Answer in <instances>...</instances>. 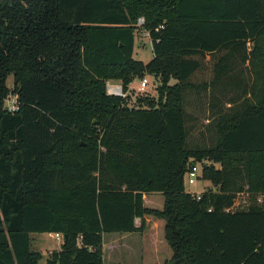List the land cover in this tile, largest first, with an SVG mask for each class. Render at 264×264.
I'll return each mask as SVG.
<instances>
[{"label":"trees","instance_id":"obj_1","mask_svg":"<svg viewBox=\"0 0 264 264\" xmlns=\"http://www.w3.org/2000/svg\"><path fill=\"white\" fill-rule=\"evenodd\" d=\"M146 75L159 95L131 105ZM197 162L213 184L199 198ZM148 217L165 221L164 264H264V0H0V264H41L42 232L63 236L45 264H104V233Z\"/></svg>","mask_w":264,"mask_h":264},{"label":"rangeland","instance_id":"obj_2","mask_svg":"<svg viewBox=\"0 0 264 264\" xmlns=\"http://www.w3.org/2000/svg\"><path fill=\"white\" fill-rule=\"evenodd\" d=\"M145 23V18L144 16L139 17L138 22H137V29H136V37H135V45H134V52H133V56L136 59H140L143 60L144 62H148L152 59L153 57V45H152V40L149 37V32L144 30L143 28V24ZM207 66V70L203 69L198 75L196 79H206L209 77V70H210V63L207 62L206 64ZM148 81L149 83L147 84V86L144 89H140V79L135 77L132 82L129 84V92L128 94H130L131 99H130V104L133 105L135 104V100L136 97L139 95H146V94H150L152 96H155L156 98L158 97V87L160 85V80L156 77H154L153 75H148ZM13 75H10L8 77V84L10 87L13 86ZM112 82V83H116V84H121L122 85V80L120 78H111L108 79L106 82ZM176 82L175 79H172L170 84H174ZM123 86V85H122ZM10 98V100H17V95L14 93H10V95L8 96V99ZM195 111L199 112V110L196 109L195 106ZM193 109V110H194ZM200 113V112H199ZM203 113L202 116L200 114L199 116V124L201 122H203ZM206 162V161H205ZM206 164H210V162H207ZM196 165H198L199 169L198 171L200 172V176H202V171L204 170L203 168V163L202 162H197ZM217 166H219L217 164ZM204 176V175H203ZM200 177L195 183L189 184L187 182H185V186L186 189L189 192H197V191H201V190H205V189H209L211 187H213V184L208 181L205 180L204 177ZM247 188V186L245 187ZM148 197H146L145 199V204L149 207H153V208H159L161 209L163 207L164 204V196L161 192H152L151 194H147ZM152 200H151V199ZM247 194L243 193V192H238L237 193V200H236V207H244L247 204ZM150 218H154V217H150ZM155 219V218H154ZM137 224H140V220L137 219ZM117 236L115 233H107L106 235V242H107V256L108 259L111 260L112 262H116L117 259L120 255L117 254V249L118 246L117 244V240L116 239H109L111 236ZM32 249L36 250V251H40L42 252L43 258L40 261L41 264H45L47 261L46 258V254H47V250L48 249H52V248H57L59 249L61 247V243L63 242V238L57 239L54 235V233H32ZM38 236L42 237L44 239L43 243H39V239ZM136 238H130L127 237L126 239H121L119 240L120 242H129L131 245L136 247V254L134 256V259L131 257V260H136V258H144L147 255V248L149 245V238L143 234V233H136L135 235ZM162 239L163 242H159L158 241V254L159 258L157 260H159V262L163 263L166 259L171 258L172 256V249L169 246V244L167 243L165 237H164V226L161 227V232H160V236H159V240ZM110 243H112L113 245H111ZM109 245V246H108ZM114 249V251H113ZM126 257H127V253ZM118 256V257H117ZM136 264H144V261L142 260V262H137Z\"/></svg>","mask_w":264,"mask_h":264},{"label":"crops","instance_id":"obj_3","mask_svg":"<svg viewBox=\"0 0 264 264\" xmlns=\"http://www.w3.org/2000/svg\"><path fill=\"white\" fill-rule=\"evenodd\" d=\"M148 77V75H146ZM207 190V189H205ZM205 190H201V191H197L195 192L196 194H200L202 192H204ZM188 191V190H187ZM194 193V192H192ZM147 194L145 195V199H146ZM151 199V198H150ZM152 200V199H151ZM137 221V220H136ZM165 221L163 219H159V218H147V228L145 229V231L141 232L143 234H145L148 238H149V245L147 248V255L146 257L142 258H136V260H131L130 258L132 257L134 259V256L136 254V247L131 245L128 241L126 242H120L119 240L121 239H126L127 237L130 238H136L135 235L136 233H140V231H133V232H112L115 233L117 236H111L109 239H116L117 240V246H118V251L117 254H119L120 256L117 259L116 262H112L111 260L108 259L107 256V242H106V235L107 233H104L103 235V258H104V264H136L137 262H142V260L144 261V264H164V262L168 259H166L163 263L159 262V260H157L159 258V255L156 254L158 253V241L159 242H163L162 239L159 240V236H160V232H161V227L164 226ZM42 233H52V232H42ZM55 235V233H54ZM39 239V243H43L44 239L40 236H38ZM62 244V243H61ZM111 245H113L112 243H110ZM109 246V245H108ZM61 248V247H60ZM57 248H52V249H48L47 250V254H46V258L48 259L50 257V255L54 252V251H58L60 250ZM114 251V249H113ZM127 253V257L126 254ZM43 254V253H42ZM44 255V254H43ZM134 255V256H132ZM170 259V258H169Z\"/></svg>","mask_w":264,"mask_h":264},{"label":"built area","instance_id":"obj_4","mask_svg":"<svg viewBox=\"0 0 264 264\" xmlns=\"http://www.w3.org/2000/svg\"><path fill=\"white\" fill-rule=\"evenodd\" d=\"M149 83L147 76L140 79V89H144L147 84ZM107 93L111 95H123L125 96L126 93L123 92V86L121 84L112 83L111 81L107 83ZM7 108L10 111H16L19 108L18 99L17 100H10V98L6 99ZM198 165H194L190 170H188L185 174V182L192 184L195 183L200 178V172L198 171ZM200 194H198V198ZM55 237L57 239L63 238L62 234L59 232L55 233Z\"/></svg>","mask_w":264,"mask_h":264},{"label":"water","instance_id":"obj_5","mask_svg":"<svg viewBox=\"0 0 264 264\" xmlns=\"http://www.w3.org/2000/svg\"><path fill=\"white\" fill-rule=\"evenodd\" d=\"M64 238H66V235H64Z\"/></svg>","mask_w":264,"mask_h":264}]
</instances>
